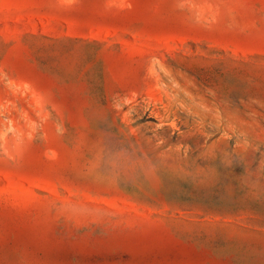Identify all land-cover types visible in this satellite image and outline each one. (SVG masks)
Segmentation results:
<instances>
[{"label": "rangeland", "instance_id": "374dc122", "mask_svg": "<svg viewBox=\"0 0 264 264\" xmlns=\"http://www.w3.org/2000/svg\"><path fill=\"white\" fill-rule=\"evenodd\" d=\"M0 264H264V0H0Z\"/></svg>", "mask_w": 264, "mask_h": 264}]
</instances>
